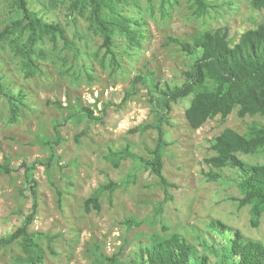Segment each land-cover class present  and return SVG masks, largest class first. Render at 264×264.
<instances>
[{"label":"rangeland","instance_id":"rangeland-1","mask_svg":"<svg viewBox=\"0 0 264 264\" xmlns=\"http://www.w3.org/2000/svg\"><path fill=\"white\" fill-rule=\"evenodd\" d=\"M72 1L28 0L44 21L60 23L70 42L66 45L59 38L54 45L49 35L42 36L36 46L44 54L38 59L42 73L27 78L24 62L15 52L27 34H13L14 44L10 40L0 43V79L11 93L22 90L25 95L17 122L10 121L9 101L0 96V162L17 168L23 161H46L52 148L49 143L56 136L55 124L61 123L63 141L55 146L51 166L37 164L34 170L39 210L30 230L45 235L41 239L47 248L45 264H99L104 263L102 255L116 254L128 261L154 238L173 232L195 243L208 264H216L232 233L218 230L214 220L264 242V216L258 227H252L250 207L241 208L232 199L241 196L238 170L226 167L221 170L223 178L210 181L205 161L214 154L211 141L225 127L244 133L253 120L264 124V115L241 118L234 110L226 121L217 116L193 129L185 117L192 97L174 103L169 123L163 125L170 143L163 151V173L177 185L169 188V195L140 159L124 158L116 167L109 158L111 150L127 146L147 158L157 144L154 128L131 132L157 119L148 87L134 81L137 75L147 76L149 83L152 79L172 85L184 81L183 73L196 55L165 44L170 35L190 41L204 30L227 26L237 40L243 31L256 26L264 10L253 9L250 0H209L213 7L198 16L190 0H167L165 7L163 0H109L106 14L120 23L124 16L133 27L141 22L145 34L137 47L124 33L116 32V65L100 48L103 38L89 17L91 6L80 13L73 10ZM18 16L14 0H0V31ZM128 92L130 98L120 104ZM81 106H90L103 121L77 113ZM240 156L250 163H264V151ZM110 181L118 186L101 193V210L87 212L85 200ZM25 189L23 172L0 171V238L16 230L31 211L33 199L23 194ZM23 255L19 241L0 244V264H26L20 261Z\"/></svg>","mask_w":264,"mask_h":264},{"label":"trees","instance_id":"trees-1","mask_svg":"<svg viewBox=\"0 0 264 264\" xmlns=\"http://www.w3.org/2000/svg\"><path fill=\"white\" fill-rule=\"evenodd\" d=\"M150 3L153 0H148ZM194 13L198 16L206 15L213 6L209 0H190ZM167 0L162 1L165 7ZM251 6L257 11L264 10V0H250ZM18 17L0 31V43L10 40L15 33L20 36L27 34L25 41L15 47V52L24 62V73L27 78L42 73L38 59L44 56L43 51L37 50V43L44 34L50 36L53 44L58 39L64 40L69 45V40L64 27L58 22H46L39 17L30 7L28 0H14ZM91 6L90 19L96 25L97 32L103 38L100 45L105 50V55H111L114 64L118 65L115 57V34L117 31L124 33L128 40L137 47L145 37L143 25L136 21L135 27L131 20L122 16L124 23H120L106 14V9L111 7L109 0H73L72 8L84 13L87 6ZM165 15V13H164ZM175 44L184 53L196 55L191 67L184 71V81L181 84L161 83L148 77L137 75L134 82H143L148 87L149 101L157 114L156 121L151 124L138 125L131 132L145 131L154 128L158 132L157 144L150 151V157H143L130 150L129 146L118 151L111 150L110 159L114 166H119L120 160L128 157L138 158L156 174L160 184L164 187L165 194L169 195V188L176 187L163 173L164 148L169 146L166 140L164 124L169 123L172 106L179 100L192 97L189 106L185 109V117L193 129H199L208 120L220 116L226 121L234 110L241 118L249 115H264V17L253 28L243 31L237 40L230 35L227 26L208 29L193 36L188 41L178 36L170 35L165 44ZM156 81V82H155ZM131 92H128L120 104L127 101ZM0 96L6 98L10 105V121L17 122L22 106L25 105L23 91L13 94L6 89L0 79ZM110 105L113 103H109ZM60 105V104H59ZM106 112V105L103 113ZM77 113L86 115L90 120H102L94 114L90 106H81ZM77 113H72L75 115ZM60 122L55 124V138L49 143L51 153L46 161L36 159L31 164L23 161L19 167L14 168L10 162H0V171L11 174H25L28 189L23 194L33 199L31 211L25 216L23 223L9 235L0 238V244L10 245L16 241L22 247L24 255L20 261L26 264H45L47 248L42 243L45 235L39 231L30 230L31 224L36 219L39 210L38 180L34 176L37 164L49 168L56 157L55 146L63 141ZM76 139L79 140L76 135ZM210 148L214 154L205 159L209 170L206 177L210 181L224 177L221 170L232 167L240 173L237 186L241 192L240 197H232L238 202L239 207H250V224L258 227L264 216V163H250L245 161L240 154H256L264 151V124L253 120L247 125L244 133L232 127H225L211 141ZM118 186L117 182L110 181L99 186L84 202V208L90 212L93 208L101 210L100 197L105 190L113 191ZM213 226L223 233L229 230L232 236L224 244V255L216 264H264V242L249 239L239 229L227 225L221 220H214ZM51 242L53 239L47 235ZM204 244H201V246ZM205 246V245H204ZM54 252V251H53ZM219 256L216 250H212ZM220 257V256H219ZM104 263L99 264H208V258L198 252L195 243L189 241L181 233L173 232L167 237H156L151 244H145L128 261H121L119 256L102 255Z\"/></svg>","mask_w":264,"mask_h":264}]
</instances>
